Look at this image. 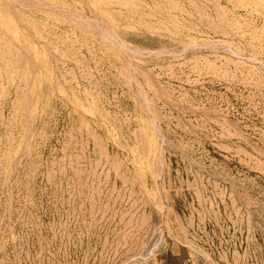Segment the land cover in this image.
<instances>
[{"label": "rangeland", "instance_id": "obj_1", "mask_svg": "<svg viewBox=\"0 0 264 264\" xmlns=\"http://www.w3.org/2000/svg\"><path fill=\"white\" fill-rule=\"evenodd\" d=\"M33 1L42 4L41 0ZM45 1L99 17L103 28H112L126 43L148 50L178 47L182 41L198 44L218 39L222 36L218 31L227 30L222 38L227 37L231 46L241 54H232L231 50L225 51L218 47L209 50L198 48L194 49L198 51H184L181 56H155L135 62L136 66L132 70L137 74L136 78L141 86L148 91L150 111L138 101L134 92L136 87L133 85L129 89L130 85L119 70V62H108L103 58L112 45L97 38L95 32L77 27L63 13L19 4L15 11L17 20H14L8 36L14 45L23 48L21 53L24 57L20 59L22 62L54 60L62 64L66 72H75L72 65L76 63L83 64L82 69L78 70L82 74L92 73L95 64H102L101 69L95 73V78H103L96 90L83 78L78 84L80 94H71L65 89L58 90V97L47 102L50 107L47 109L46 122L35 124V129L44 135L39 151L41 158L45 159L51 153H55V158L60 157V150L70 132L78 127L74 122L73 112L61 109L60 98L70 104L76 101L80 105L77 109L105 139L104 152L115 155L114 159L119 161V174L133 175V178L142 183L145 191L152 189L151 192H156V186L160 187H157L160 191L166 185L164 191L172 190H169L170 194L164 192L170 195L167 198L174 199V203L168 199L172 205H180L184 201L187 205V199L188 204L190 201L196 204L193 191L189 189L185 190L192 193L185 190L180 193L185 195V199L188 197L186 200L183 196L175 195L176 193L174 195L178 198L172 195L180 181L190 180V189L197 185L200 188L205 186L201 188L204 189V194H201L208 200L203 203L207 204L206 207L211 200L208 207L212 212L211 218L221 217L232 222L235 220L236 223L240 222L237 225L244 230L246 256L244 260L239 259L237 262L232 258V264H264V15L256 14L253 3L245 5L244 0ZM14 14L7 4L0 5V16L4 22L7 23ZM247 25H252L253 29L250 30ZM0 28L6 31L8 23ZM26 45H32V49L24 51ZM47 48L52 51V55L55 53L48 58L49 61L33 58L34 54L42 53ZM132 57L136 58L134 55ZM194 59L199 61L195 62ZM67 78L71 79L69 76ZM39 81L40 77L35 76L31 78L30 84L37 86ZM14 97L15 92L10 91L8 100ZM103 112H110L114 116V122L101 116ZM13 113L12 107L3 105L4 119H8ZM1 132L3 129L0 127ZM155 143L164 148L161 158L164 159L162 177L165 178H160L157 182L159 184H152L151 176ZM81 148L75 143L72 145V152L78 154ZM87 148L89 156H80L75 160L80 165H85L82 167L83 175H89L96 182L95 188L88 192L96 196L104 192L100 190L101 184L106 180L113 181L115 171L112 165H107L102 170L103 173L99 175L98 171L92 176L86 166L96 160L105 163L107 159L103 156H99V159L95 157L94 144H88ZM4 163L5 157L0 155V183L9 181L5 175L7 169ZM22 163L23 158L18 161V164ZM68 175L65 173L61 177L57 173L55 177L58 184L61 182L57 189L58 196L62 193L67 196L69 192L68 185L71 181ZM14 179L24 180L25 172L21 171ZM39 188L49 190V184L37 176L36 186L30 194L37 195ZM85 190H81L83 194L87 193ZM23 192L24 188L16 186H10L6 190L13 199H17ZM182 204L181 206H185ZM2 207L0 203V209ZM153 208L158 210L157 205ZM208 210H205L206 217H210L207 215ZM237 247L236 252H240L239 244ZM184 263V258L166 235L162 259L155 264Z\"/></svg>", "mask_w": 264, "mask_h": 264}, {"label": "bare ground", "instance_id": "obj_2", "mask_svg": "<svg viewBox=\"0 0 264 264\" xmlns=\"http://www.w3.org/2000/svg\"><path fill=\"white\" fill-rule=\"evenodd\" d=\"M244 1L245 5L253 3L255 6L253 11L256 14L264 15V0ZM40 2L42 4L35 3L33 0H0V5L7 4L15 13L12 19H8L7 30L4 31L0 28V127L3 129V132L0 133V155L5 157L4 166L7 169L5 175L9 179L6 183H0V203L3 206L0 209V264H155L156 262L160 263L162 259L166 235L176 251L184 258V264H232V258L236 259V262L243 259L246 256L247 245H243L245 242L244 230L242 231L239 228L240 225H237L240 222L236 223L235 220L232 222L229 221L230 219L227 221L221 217L211 218L212 212L208 210L211 200L209 206L206 207L207 204L203 203L208 200L201 194L204 190L201 188H205V186L200 188L197 185L192 190L190 189V183H192L190 180L180 181L172 195L176 193L175 195L181 197L183 194L180 193L189 189V191H193L194 195H192L196 204L191 201L188 204V197L186 196V200L184 195L183 198L187 201V205L182 200L185 206H181V203L180 205L174 204L175 207L170 202L174 199L170 200L167 198L170 195L165 194L167 192L170 194L169 190H171L164 191L166 185L163 190L159 189L160 191L157 190L158 186L155 187L156 192H151L152 189L145 191L141 186L142 183L133 178V175L119 174L117 171L118 165H120L119 161L114 159L115 155H107L104 152L105 139L93 128L94 125L86 119L85 115L77 109L80 105L76 101H72L73 104H70L64 98H60L61 109L73 112L74 122L78 125L75 130L70 132L60 150V157L55 158V153H51L49 157L41 158L39 151L44 135L35 129V124L46 122L47 109L50 107L47 102L58 97L56 93L58 90L65 89L71 94H80L81 89L78 84L79 80L83 78L96 90L103 78H95V73L101 69L102 64H95L92 73L82 74L78 70L83 64H71L76 71L66 72L62 64L54 62L53 59V62L36 63L31 61L32 59L31 62L29 60L22 62L20 59L23 56L21 53L23 48L14 45L8 36L14 26V20L15 22L17 20L15 11L19 4L63 13L77 27L95 32L97 38L112 45L111 49L105 52L103 58L108 62H112V60L119 62V70L128 82L127 84L130 85L129 89L133 85L136 87L134 92L138 101L144 105L147 111H150L148 91L141 86L136 78L137 74L132 70L135 62L155 56L167 58L181 56L184 51L198 48H203V50L208 48L209 50V48L218 47L225 51L231 50L232 54H241L238 49L231 46L232 43L228 42L227 37L226 39L222 38L224 34H227V30H219L218 32L222 36H219L218 39L205 40L198 44L182 41L178 47L148 50L126 43L112 28H103L99 17L67 6H56L45 0ZM2 18L0 16L1 27L3 24H7ZM24 26L26 27V24ZM247 26L250 30L253 29L252 25ZM262 29L264 30V21ZM24 49V51L32 49V45H26ZM53 55L52 51L47 48L42 53L34 54L33 58L36 60L37 58L48 59ZM133 55L136 56L135 59L132 57ZM43 59L40 60L43 61ZM194 61L198 62L199 60L194 59ZM35 76L40 77L37 86L30 84L31 78ZM67 76L71 79L69 80ZM70 81L73 83H69ZM10 91L15 92V97L9 101ZM97 94L99 95V93ZM85 97L86 95H84V100ZM81 104L83 105L82 102ZM3 105L14 109V113L8 119L3 118ZM101 107L103 106L101 105ZM101 116L106 117L109 121L114 119L110 112H103ZM138 139L140 140V138ZM75 143L78 147H82L78 154L72 152V145ZM156 143L154 168L151 173L152 184L159 182L160 178H165V176L162 177L164 159L161 158L164 148H162L163 145L160 146ZM88 144H94L95 157L99 159V156H103L107 159L105 160L107 162L104 163L96 158L93 164L86 166L91 175L95 176L98 171H100V175L107 165H112V169L115 171L113 181L106 180L99 186L100 190L104 192L100 195L97 194L98 196L93 195L92 192L88 194L90 189L95 188L96 182L90 179L89 175H83L82 167L85 165H80L75 160L80 156H89ZM21 158H23V163L18 164ZM21 171L25 172V179L15 180L14 176ZM57 173L61 177L65 173L69 174L67 177L71 184L68 185L67 196L62 195L63 193L57 195V189L60 188L61 183L58 184L55 181ZM37 176L49 184V190L39 188L37 195H31L30 191L36 186ZM163 183L162 187L165 184ZM196 184L201 185V183ZM10 186L24 188V192L17 199H13L6 193ZM199 188L200 191H197ZM82 189H86L87 193L83 194ZM189 191L188 193H192ZM172 195L171 198H173ZM175 195L174 197H176ZM154 205H157L159 212L153 208ZM206 209L210 213L206 211L208 213L206 214L210 217L204 215ZM238 244L240 252H236Z\"/></svg>", "mask_w": 264, "mask_h": 264}]
</instances>
